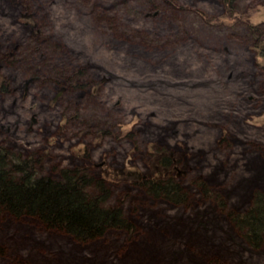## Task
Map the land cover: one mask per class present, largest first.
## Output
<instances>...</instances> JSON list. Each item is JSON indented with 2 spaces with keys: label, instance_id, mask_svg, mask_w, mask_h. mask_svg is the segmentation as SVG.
Wrapping results in <instances>:
<instances>
[{
  "label": "rangeland",
  "instance_id": "374dc122",
  "mask_svg": "<svg viewBox=\"0 0 264 264\" xmlns=\"http://www.w3.org/2000/svg\"><path fill=\"white\" fill-rule=\"evenodd\" d=\"M230 5L0 0V146L56 180L106 170L131 227L78 243L0 212V264H264L230 219L264 194V0ZM161 151L185 155L175 200L135 183Z\"/></svg>",
  "mask_w": 264,
  "mask_h": 264
},
{
  "label": "trees",
  "instance_id": "16d2710c",
  "mask_svg": "<svg viewBox=\"0 0 264 264\" xmlns=\"http://www.w3.org/2000/svg\"><path fill=\"white\" fill-rule=\"evenodd\" d=\"M230 15L232 0H221ZM250 32L253 31L250 29ZM256 38V37H255ZM255 51L264 58V42L254 45ZM159 163L165 167V176L152 175L135 179V183L151 194L167 200L178 197L176 184L172 183L171 159L167 151L155 153ZM156 157V156H155ZM31 157L21 158L12 155L0 146V212L20 219L23 217L38 221L48 229L67 234L78 243L102 237L107 230L130 232L131 227L119 208H106L102 204L106 190L101 175L93 180L84 172L74 169H61L58 180L50 176L38 175ZM98 190L89 195L85 190L92 185ZM250 206L240 215L231 214L233 225L244 229V237L252 248L259 249L264 233V194L256 192Z\"/></svg>",
  "mask_w": 264,
  "mask_h": 264
},
{
  "label": "flooded vegetation",
  "instance_id": "af4514ba",
  "mask_svg": "<svg viewBox=\"0 0 264 264\" xmlns=\"http://www.w3.org/2000/svg\"><path fill=\"white\" fill-rule=\"evenodd\" d=\"M178 151L173 152L172 154L170 153L168 156L171 159V162L169 163L170 165V169H171V179L174 180L176 177L180 176L181 173V169L183 168V165H181L183 163V158L184 157V153L182 154V152L180 151V153H177ZM168 166V167H169Z\"/></svg>",
  "mask_w": 264,
  "mask_h": 264
}]
</instances>
